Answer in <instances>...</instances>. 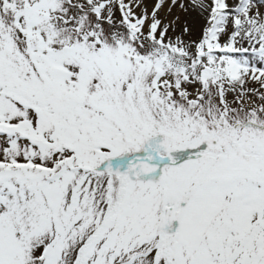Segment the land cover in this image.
<instances>
[{
	"label": "snow or ice",
	"instance_id": "1",
	"mask_svg": "<svg viewBox=\"0 0 264 264\" xmlns=\"http://www.w3.org/2000/svg\"><path fill=\"white\" fill-rule=\"evenodd\" d=\"M0 264H264V0H0Z\"/></svg>",
	"mask_w": 264,
	"mask_h": 264
}]
</instances>
